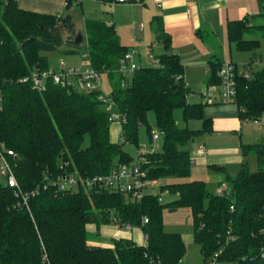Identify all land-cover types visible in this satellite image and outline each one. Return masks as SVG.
<instances>
[{
  "label": "trees",
  "instance_id": "trees-1",
  "mask_svg": "<svg viewBox=\"0 0 264 264\" xmlns=\"http://www.w3.org/2000/svg\"><path fill=\"white\" fill-rule=\"evenodd\" d=\"M262 1L258 17L264 18ZM153 23L158 41L169 48L172 38L161 17L155 16ZM253 32L258 38L246 37ZM227 33L237 50L254 51L264 37V23H254L249 17L231 20ZM85 34L83 44L75 45L71 15L40 13L21 8L18 0H0V146L13 151L8 157L22 189L39 190L28 206H18L21 198L0 179V264H180L186 243L180 232L166 231L165 211L183 207L192 212L193 239L205 264L219 250L222 263L264 264V140L241 144L244 157L256 155L259 169L251 171L243 161L236 176L227 177L230 193L218 194L206 181L194 179L159 183L162 191L177 195L171 201L163 202L152 193L132 200L106 188L60 189L45 179L46 173L53 179L65 174L94 177L135 160L124 143L112 138L110 112L99 99V91L77 92L53 83L39 91L20 81L34 68L47 69L46 53L65 44L70 47L68 53L84 49L90 65L110 78V98L122 115L123 142L138 144L139 126L148 124V113L155 112L163 146L161 151L143 154L146 161L142 164L150 178L190 177L193 159L182 146L215 131L213 118L205 115L208 102L187 99L191 88L178 54L163 53L159 64L139 66L127 75L121 61L132 47L120 42L115 24L86 19ZM208 64L207 87L219 85L223 62L212 56ZM235 64L238 85L232 103L238 105L240 119L260 120L264 118V65L246 77ZM176 108L182 109L186 121L202 120V127H179ZM148 131L153 139L149 124ZM210 167L226 172L218 164ZM145 218L149 221L144 222ZM113 220L141 228L147 241L139 244L133 238L119 237L104 246L90 240L91 224L100 228Z\"/></svg>",
  "mask_w": 264,
  "mask_h": 264
},
{
  "label": "rangeland",
  "instance_id": "rangeland-1",
  "mask_svg": "<svg viewBox=\"0 0 264 264\" xmlns=\"http://www.w3.org/2000/svg\"><path fill=\"white\" fill-rule=\"evenodd\" d=\"M85 4V9H87V13L93 15L94 19H112V15L116 12L117 17H126L128 14H131V11L126 8L127 6H134L129 4H137V3H111L103 0H83ZM80 1L73 2V10H71L72 15L77 19V23L79 26H84V21L87 18H84V11L82 7L79 5ZM127 4V5H120ZM139 5V4H138ZM137 5V6H138ZM253 19H257L256 21L263 24V17H253ZM127 20V19H126ZM128 21V20H127ZM130 23V21H128ZM253 22V21H252ZM143 23L145 25V30L142 32L140 29V25ZM152 21L145 18H140L138 20L136 26V32L133 30V33H141L142 38L145 39L143 33L150 37L153 34L152 44L154 46L155 53H158V48L160 47L157 36H155L152 29L154 25H152ZM131 25V23H130ZM124 31L127 36H132L130 29H133V25L129 26V24L124 23ZM80 34L84 35L85 30H79ZM121 36L123 34V27L121 28ZM258 34L256 33H248L246 37L248 38H258ZM261 45L259 49L254 51H239L234 46L232 60L237 63L240 67L241 73L252 74L254 71L261 69L264 65V37H260ZM140 43V42H139ZM142 44V42H141ZM144 47V45H143ZM149 47V46H147ZM146 47V48H147ZM68 45L65 44L60 47L58 50L53 52H47L49 66L55 69L59 68V62L64 60L67 64H75L82 65L83 55L81 54H71L67 52ZM226 46H224L225 52ZM186 51V48L181 50ZM140 52L147 53V50H141ZM194 52L191 50H187L182 55V61L185 64V74L184 78L187 85L191 88V92L188 94L189 102H208L205 105V115L206 117L210 116L214 120V124H216V130L212 133L201 134L196 137L193 141H190L187 145L182 146L184 149H188L191 153L192 159L195 162L194 166H201L200 161L197 160V151L201 146H205L207 150V154L205 155L212 160H217L215 162L219 163L221 166H225L226 172L215 170L210 167V164H207L205 167V172L196 173V170L201 167H197L195 172L192 173L190 177L187 178H177V177H169L160 180V185L174 183V182H184L191 181L194 179H202L208 183L210 190L216 191L218 187L217 183L212 180L211 176H219L222 179L221 186L226 188V192L230 193V183L227 177H235L236 174L242 168L243 161L247 162V165L251 171H256L259 169V163L256 155L254 153L249 154L244 157L242 155L241 144H253L259 143L264 140V122L254 123L253 120H249L246 122L245 120L240 119L239 117V107L236 103H220L219 101H208L204 92L207 87V79L209 72L199 71L196 67L192 69L189 68V65L186 66L185 58L193 55ZM136 56V55H135ZM71 58L74 59V62L71 61ZM137 58H135V61ZM151 60V59H150ZM209 60V59H208ZM208 60H206L207 66ZM229 56V49H226V60L231 62ZM139 63V60H137ZM227 62V63H228ZM152 65V60H151ZM84 67V66H83ZM101 91L102 94L109 96L112 91L111 80L107 74L101 73ZM104 107L105 104L103 103ZM174 117L176 123L179 127H188L191 129H199L202 127V120L199 119H191L186 121L183 116V111L181 108H176L174 110ZM148 124L151 126L152 134L157 133L160 137L156 140H153L148 131ZM148 124H142L139 126V138L138 144L130 141H124V138L120 135L121 133L116 130L117 122H112V134L117 136L114 140L120 141V143H124V149L130 153V155L135 159L134 162L139 161V153L140 151L144 152H152L154 150L161 151L163 146V134L157 125L156 114L153 110L148 113ZM120 135V136H119ZM193 166V169H194ZM0 179L6 183V179L3 176H0ZM147 193L159 194L162 197L163 202L171 201L177 197L176 194H170L167 191H162L159 185L154 187H148L146 189ZM113 228H118L123 233H131L137 239V237L142 236V229L138 227L128 228V224L120 225L116 221H112L109 224H105L97 228L95 224H91L88 229L90 231V240H96L99 243H111V238H115L114 236H122L121 234H112L111 230ZM165 229L168 232H180L184 238L186 243L187 251L184 255L180 264H205L203 260V256L200 251V247L194 242L193 239V225H192V216L188 207L180 208L178 211H165ZM110 231V232H107ZM141 240V241H142ZM139 241V240H138ZM144 241V240H143ZM222 264H238L237 262H224Z\"/></svg>",
  "mask_w": 264,
  "mask_h": 264
},
{
  "label": "crops",
  "instance_id": "crops-1",
  "mask_svg": "<svg viewBox=\"0 0 264 264\" xmlns=\"http://www.w3.org/2000/svg\"><path fill=\"white\" fill-rule=\"evenodd\" d=\"M18 3L21 8L28 9L31 11H36L46 14L54 15H71L75 24L76 37L79 33V30L84 31L85 27L79 26L77 19L72 15L71 10H73V3L70 6H66V0H18ZM139 4V5H138ZM84 11V18L94 19L93 15L87 13L85 9L84 2L79 4ZM127 5V4H120ZM134 6H127L131 11V14H128L126 19L130 21L133 25V29H130L132 36L124 35V23L130 25V23L125 19V17H117L116 12L112 15V19H104L108 24H115L119 40L123 45L132 47L131 49L136 50L135 58L139 60V63L136 60V63L139 66H148L154 64V59L163 53L178 54L181 59L184 52L191 50L194 52L193 55L185 58L186 66L189 65V68L193 70L196 67L199 71L209 72L208 66L205 63L212 56H216L223 63L228 62L226 60V49H229L230 60H232L233 47L228 39L227 33V24L231 20L242 19L245 17L251 18V21L258 23L253 17H257L263 12V1L262 0H140L137 4H129ZM138 5V6H137ZM147 16L148 20L153 22L155 16H160L166 31L170 34L172 38L171 45L169 48H165L163 43L159 41L160 47L158 48V53H155L154 46L152 44L153 34L150 37H147L143 33L145 39L142 38L141 33H133V30L136 32V24L140 18H145ZM101 20V19H99ZM85 23V21H84ZM154 25V23H152ZM123 27V34L121 36V28ZM153 32L156 36L155 25L153 26ZM140 29L143 32L145 30V25L141 23ZM67 36V33L65 34ZM86 34L83 35L85 41ZM140 42V43H139ZM142 42V44H141ZM144 45V47H143ZM149 46V47H147ZM224 46H226L224 52ZM147 47V48H146ZM186 48V51H181ZM70 47L68 46L69 50ZM141 50H147V53L140 52ZM84 49H77L76 52L71 54H84ZM151 59V60H150ZM71 61L74 62V59L71 58ZM209 61V60H208ZM233 61V60H232ZM75 65V64H70ZM185 65V64H184ZM50 67V66H49ZM186 70V69H185ZM185 74V73H184ZM216 130V124H214ZM119 128V130H117ZM117 131L121 133V124L117 122L115 127ZM112 130V129H111ZM112 138L115 136L111 132ZM120 136V135H119ZM114 139V138H113ZM118 139V138H117ZM115 141H118L115 139ZM205 147V146H204ZM209 154V152H208ZM196 154L197 160H201V166H193L192 173L195 172L197 167H201L196 170V173L205 172V167L207 164H218L217 160H212L205 155ZM225 167V166H224ZM226 169V168H225ZM218 185L217 189L221 186L223 182L219 176H211ZM202 180V179H201ZM179 210V209H178ZM176 210V211H178ZM189 211L191 212L190 208ZM192 216V212H191ZM107 225V224H106ZM142 231V230H141ZM107 232H110L107 230ZM112 234H121L122 236H114L115 238L119 237H128L133 238L139 244H144L142 236L136 237L131 233H123L120 229L113 228L111 230ZM143 235L144 232L142 231ZM139 240V241H138ZM142 240V241H141ZM101 244L104 246L109 245L110 243H95Z\"/></svg>",
  "mask_w": 264,
  "mask_h": 264
},
{
  "label": "built area",
  "instance_id": "built-area-1",
  "mask_svg": "<svg viewBox=\"0 0 264 264\" xmlns=\"http://www.w3.org/2000/svg\"><path fill=\"white\" fill-rule=\"evenodd\" d=\"M74 1L83 0H66V6H70ZM111 3H139L140 0H103ZM136 50L130 49L125 57L122 59V69L127 75L133 74L134 70L139 67L135 61ZM88 54L84 52L82 65H69L64 60L59 62V68L55 69L48 67L47 69L34 68L30 75L20 79L22 82H28L32 84L36 90H46L49 83L61 85L63 87H70L71 90L77 92H96L99 91V99L105 104V109L110 112L109 119L112 122L121 121V113L115 110L116 105L111 100L110 95H103L101 91V73L98 72L90 65V61L87 59ZM154 64H159V59H154ZM84 66V67H83ZM236 64L233 62H225L222 64L219 75L221 83L219 85L212 84L207 87L204 95L208 101H219L220 103H232L236 99L237 94V73ZM250 74L245 73L246 77ZM3 100L2 84L0 83V105ZM246 122L249 120L246 119ZM254 123L264 122V118L260 120H253ZM160 136L155 133L153 140L158 139ZM155 151V150H154ZM153 152V151H152ZM150 152L140 151V157L138 162L124 163L113 167V169L107 174L95 175L94 177L83 178L78 174L76 177L73 174L58 175L56 179L50 177L49 173L45 174V179L54 186H58L60 189L74 188L79 190L81 187L87 191L91 189L101 190L110 189L115 192L125 193L132 200H139L145 194L148 187H154L159 185L160 181L155 178L149 177V172L143 167L146 158L143 154ZM206 148L201 146L197 151V154L204 155ZM13 151L0 146V174L6 179V183L14 188V192L17 197H20L18 206H28V201L32 195L39 192L38 189L32 191H24L20 186L17 177L14 173L13 164L8 155H13ZM47 188V184L44 185ZM168 192V191H167ZM226 188L220 186L217 189L218 194H224ZM160 200L163 201L162 197ZM233 209V207H232ZM149 219L145 218L144 222H148ZM128 228L132 227L128 225ZM144 242L147 241V235H143ZM222 253L219 250L208 261V264H222L218 260V257Z\"/></svg>",
  "mask_w": 264,
  "mask_h": 264
},
{
  "label": "water",
  "instance_id": "water-1",
  "mask_svg": "<svg viewBox=\"0 0 264 264\" xmlns=\"http://www.w3.org/2000/svg\"><path fill=\"white\" fill-rule=\"evenodd\" d=\"M31 40H32V38L27 39V40L25 41V43H27V42H29V41H31ZM83 41H84L83 35L79 33V34L77 35L75 41H74V44H75V45L83 44ZM20 47H21V46H20Z\"/></svg>",
  "mask_w": 264,
  "mask_h": 264
}]
</instances>
